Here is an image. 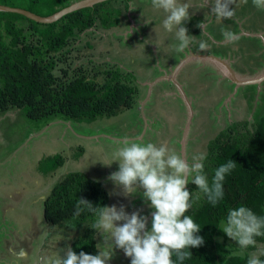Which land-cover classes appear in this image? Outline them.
<instances>
[{
	"label": "rangeland",
	"instance_id": "rangeland-1",
	"mask_svg": "<svg viewBox=\"0 0 264 264\" xmlns=\"http://www.w3.org/2000/svg\"><path fill=\"white\" fill-rule=\"evenodd\" d=\"M181 2L191 5V19L184 24L188 34L209 45L202 53L222 57L224 53L211 48L207 38H218L213 29L224 32L223 24L213 25L218 21L211 13V0L207 4L205 0ZM238 8L241 14L251 12L264 20V10L253 6L252 0ZM103 9L109 12L106 20L113 28L102 31L98 25L80 34L55 73L60 74L62 68L69 71L77 64L90 72L117 68L127 73L128 83L134 87L132 106L116 116L89 123L76 122L60 113L32 119L27 116L26 106L0 112V264H39L40 257L53 249H64L62 255L66 254V246L83 232V224L47 223L43 217L44 197L65 173L80 172L100 183L106 190V206L124 205L128 214L139 211L148 218L150 228L154 209L143 198V189L124 195L123 186L109 179L111 173L118 171V162L104 165L100 161L112 160L117 148L129 140L167 144L191 163L194 154L205 153L207 142L219 130L242 120L250 125L264 116V78L239 83L223 77L214 70L211 60L187 58L200 51L198 44L176 52L178 41L174 34H167L162 45L161 23L165 14L155 10L151 0H110ZM245 48L251 54L250 70L256 73L264 69L262 39L253 38ZM238 49L241 57L246 54L244 49ZM55 154L63 158V163L52 169L46 157ZM230 209L226 206L227 214ZM105 240L100 231L94 232V255L100 251L97 245L109 246ZM216 240L232 254L250 256L264 249V242L247 250L227 236ZM21 248L27 253L23 259L15 255ZM113 253L106 264H131L122 249L114 247ZM208 262L222 264L221 259Z\"/></svg>",
	"mask_w": 264,
	"mask_h": 264
},
{
	"label": "trees",
	"instance_id": "trees-1",
	"mask_svg": "<svg viewBox=\"0 0 264 264\" xmlns=\"http://www.w3.org/2000/svg\"><path fill=\"white\" fill-rule=\"evenodd\" d=\"M72 1L0 0V4L47 16ZM109 1L71 11L50 23L0 11V112L26 106L27 116L32 119L60 113L76 122L89 123L97 118L115 116L132 106L134 87L128 83L127 73L117 68L90 72L77 64L68 68L69 71L64 72L62 68L60 74H54L72 52V43L80 34L96 23L110 27L111 23L106 20L109 12L103 9ZM205 153L204 171L209 180L229 159L236 162V168L226 175L224 197L215 206L195 184L188 183L192 207L186 215H191L201 226L197 234L203 237L204 243L189 247L192 258L184 264H208L214 259H221L222 264H247V253L232 254L216 238L226 237L221 227L228 215L226 206L235 209L243 205L257 215H264V116L250 125L242 120L219 130L207 142ZM46 159L52 169L63 163L58 154ZM79 198L94 206L107 205L106 190L100 183L83 173L68 172L49 188L43 200V217L47 223L83 224V232L73 237L69 247L77 254L83 251L94 255L93 234L96 230L90 225L97 217L87 211L74 215ZM256 240L262 243L264 236L256 237ZM255 247L250 246L247 250ZM260 258L264 260V256Z\"/></svg>",
	"mask_w": 264,
	"mask_h": 264
},
{
	"label": "clouds",
	"instance_id": "clouds-1",
	"mask_svg": "<svg viewBox=\"0 0 264 264\" xmlns=\"http://www.w3.org/2000/svg\"><path fill=\"white\" fill-rule=\"evenodd\" d=\"M247 3L248 0H211V13L218 22L229 20L235 16L236 7ZM252 4L258 10H264V0H252ZM151 5L165 14L161 23L164 34L162 45L167 34H174L178 41L174 48L176 52H183L192 44H198L200 51L208 49L206 41H197L184 27L191 19L188 11L190 4L182 3L181 0H151ZM222 35L228 43L239 39L231 31H225ZM205 159L206 153L201 151L194 154L189 163L185 156L167 144L124 140L112 160L100 162L104 165L118 162V171L111 173L109 179L115 185L123 186L124 195L135 194L143 189V198L154 209L151 227H147L148 218L139 211L128 214L124 205L119 208L115 205L94 206L90 201L79 198L74 215L79 216L85 211L95 215L97 219L90 226L106 237L105 242L109 246L101 248L97 245L100 251L95 255L83 251L77 254L69 246H66L67 251L63 255L64 249H53L40 257L39 264H106L113 257L114 247L122 249L124 255L131 258V264H184L185 260L192 258L189 247H199L204 243L203 237L197 234L201 226L191 215H186L192 207L188 183L191 181L195 184L215 206L224 197L223 182L226 175L236 168V162L229 159L214 171L209 180L204 171ZM121 221L123 223H118ZM222 231L236 241L241 249L255 247L256 237L264 236V215H257L243 205L230 209ZM15 255L23 259L27 253L21 248ZM261 256H264V249L252 253L247 264H264Z\"/></svg>",
	"mask_w": 264,
	"mask_h": 264
},
{
	"label": "crops",
	"instance_id": "crops-1",
	"mask_svg": "<svg viewBox=\"0 0 264 264\" xmlns=\"http://www.w3.org/2000/svg\"><path fill=\"white\" fill-rule=\"evenodd\" d=\"M230 7H235V5H230ZM238 9L239 8L236 7V14L232 19H229L225 22L221 21L218 22L217 24H213V25L223 24L222 26H224V32L231 31L234 34H236L239 37L237 41L233 43H228L225 40L220 30L213 29V33L216 35V37H218L216 39L207 36L208 42L212 44L211 48L219 52L221 50V53L222 54L224 53L222 57L215 58L213 56H206V52L202 53V51H198L195 54L191 53L187 58H191L192 60L200 59L202 61L204 58L209 59L212 61V66L214 70L218 73H222L223 77H230L231 79L239 83H254L255 81H259L264 78V69L258 70L256 73H253L250 70L251 66L248 64V62H250L249 56L251 54H249V51L246 50L245 47L255 37L261 38L262 43L264 44V20H261L262 18H260L259 16L258 17L253 16L251 12L250 13L246 12L245 14H241L238 12ZM98 25L100 24L98 23L94 24L91 28H88L85 32L87 33L88 31H90V29L91 30L94 29L95 26L98 27ZM98 28H100L102 31H107V30L109 31V29H112L113 27L99 26ZM79 39L80 38H78L77 41ZM87 43H88L87 40L84 41L85 46H87ZM238 48L244 49V52L247 55L242 54L241 57V54H237L240 51ZM97 51L99 52L98 49ZM253 53L254 52H252V55H254ZM213 62H215L217 65H215V63L213 64ZM229 63L231 64V66ZM171 78H173V75L171 76Z\"/></svg>",
	"mask_w": 264,
	"mask_h": 264
},
{
	"label": "water",
	"instance_id": "water-1",
	"mask_svg": "<svg viewBox=\"0 0 264 264\" xmlns=\"http://www.w3.org/2000/svg\"><path fill=\"white\" fill-rule=\"evenodd\" d=\"M104 0H75L70 2L67 6L62 7L61 9L53 12L50 15L47 16H39L37 14L31 13L25 9L19 8V7H12L0 4V11H7V12H14L21 14L33 21L41 22V23H50L61 17L62 15L69 13L71 11L80 9L82 7H88L95 3L101 2Z\"/></svg>",
	"mask_w": 264,
	"mask_h": 264
}]
</instances>
